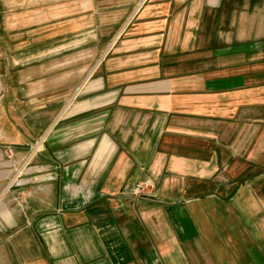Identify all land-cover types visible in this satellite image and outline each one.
I'll use <instances>...</instances> for the list:
<instances>
[{
	"label": "crops",
	"instance_id": "0c3cea01",
	"mask_svg": "<svg viewBox=\"0 0 264 264\" xmlns=\"http://www.w3.org/2000/svg\"><path fill=\"white\" fill-rule=\"evenodd\" d=\"M56 54L0 53V264H264V0H148L109 59Z\"/></svg>",
	"mask_w": 264,
	"mask_h": 264
},
{
	"label": "rangeland",
	"instance_id": "374dc122",
	"mask_svg": "<svg viewBox=\"0 0 264 264\" xmlns=\"http://www.w3.org/2000/svg\"><path fill=\"white\" fill-rule=\"evenodd\" d=\"M147 1L0 0V53L59 52L51 57L56 64L79 60L91 66L122 48ZM9 149L16 153L13 146H5L7 157ZM14 163L20 177L23 164ZM15 198L13 202L20 199Z\"/></svg>",
	"mask_w": 264,
	"mask_h": 264
},
{
	"label": "built area",
	"instance_id": "2783aa9c",
	"mask_svg": "<svg viewBox=\"0 0 264 264\" xmlns=\"http://www.w3.org/2000/svg\"><path fill=\"white\" fill-rule=\"evenodd\" d=\"M39 147H40V145L39 144L38 145L36 144V146L32 148V151L30 153V157L34 156L36 153L39 152ZM7 152H8V157L10 159H14L15 158L16 153L12 149H9ZM143 189H144V185L139 184L137 186V188H136V192L140 194Z\"/></svg>",
	"mask_w": 264,
	"mask_h": 264
}]
</instances>
